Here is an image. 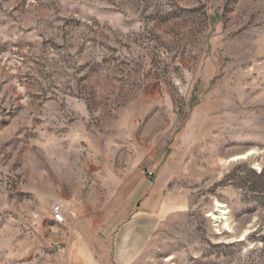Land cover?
<instances>
[{
	"label": "rangeland",
	"instance_id": "374dc122",
	"mask_svg": "<svg viewBox=\"0 0 264 264\" xmlns=\"http://www.w3.org/2000/svg\"><path fill=\"white\" fill-rule=\"evenodd\" d=\"M137 175L133 264H264V0H0V264H68L52 208Z\"/></svg>",
	"mask_w": 264,
	"mask_h": 264
},
{
	"label": "crops",
	"instance_id": "0c3cea01",
	"mask_svg": "<svg viewBox=\"0 0 264 264\" xmlns=\"http://www.w3.org/2000/svg\"><path fill=\"white\" fill-rule=\"evenodd\" d=\"M59 204L68 221L60 225L68 264H133L165 214L162 191L140 175L114 188L105 208L95 213L69 199Z\"/></svg>",
	"mask_w": 264,
	"mask_h": 264
},
{
	"label": "built area",
	"instance_id": "2783aa9c",
	"mask_svg": "<svg viewBox=\"0 0 264 264\" xmlns=\"http://www.w3.org/2000/svg\"><path fill=\"white\" fill-rule=\"evenodd\" d=\"M52 220L57 225H66V224H68V221L64 217L63 211H62V207L60 205H55L52 208ZM56 247L58 249H61V245L60 244H56Z\"/></svg>",
	"mask_w": 264,
	"mask_h": 264
},
{
	"label": "bare ground",
	"instance_id": "6f19581e",
	"mask_svg": "<svg viewBox=\"0 0 264 264\" xmlns=\"http://www.w3.org/2000/svg\"><path fill=\"white\" fill-rule=\"evenodd\" d=\"M216 214L217 215H214V220H219L223 217L224 219H226L225 216L227 215V212H225L224 206H222L221 204H216Z\"/></svg>",
	"mask_w": 264,
	"mask_h": 264
}]
</instances>
